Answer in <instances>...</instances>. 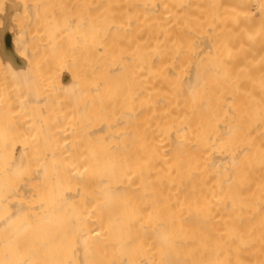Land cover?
Listing matches in <instances>:
<instances>
[{
	"label": "bare ground",
	"instance_id": "obj_1",
	"mask_svg": "<svg viewBox=\"0 0 264 264\" xmlns=\"http://www.w3.org/2000/svg\"><path fill=\"white\" fill-rule=\"evenodd\" d=\"M55 1L0 0V259H264L258 0Z\"/></svg>",
	"mask_w": 264,
	"mask_h": 264
},
{
	"label": "rangeland",
	"instance_id": "obj_2",
	"mask_svg": "<svg viewBox=\"0 0 264 264\" xmlns=\"http://www.w3.org/2000/svg\"><path fill=\"white\" fill-rule=\"evenodd\" d=\"M11 1H13V2H17V3H15V6H12V5H11V4H12ZM19 1H20L21 3H20ZM28 1H29V0H28ZM28 1H27V0H26V1H25V0H24V1H22V0H10V1L7 0V4H6L7 7H8V6H10V8L12 7L11 13H12V14L14 13L13 15H14V16H17V19H16L17 21L15 20V25H16V26H17V24H19V23H20V26L24 25V24L21 25L22 21L19 22L20 20H24V19H20V20H18V19L20 18V17L18 18V15H19L18 12L20 11V12H21L20 15L22 16V12H23V10L25 9V8L22 9V8H23V4H24V3L27 4ZM44 1H45V0H44ZM52 1H53V0H52ZM52 1L49 0V2H52ZM54 1H55V0H54ZM60 1L62 2L63 0H60ZM65 1H66V3L69 2V0H65ZM67 1H68V2H67ZM18 2H19V3H18ZM23 2H24V3H23ZM55 2H56V1H55ZM9 3H11V4L9 5ZM43 3H44V2H43ZM43 3H42V4H43ZM45 3H48V1L45 2ZM45 3H44V4H45ZM66 3H64V1H63V5L66 4ZM13 4H14V3H13ZM42 4H41V5L39 4V6L41 7ZM50 4H53V2L50 3ZM50 4H49V6L44 7V8H48V9H49L48 13H49V12H51V10H52V11L54 10V7H55V8L57 7V9H58L59 11L56 10V9L53 11V12L56 11L55 13H57V14L54 13L55 16H56V19L59 18V17H62L63 19H65V14L63 15V13H65V12H63V13L61 12V10L64 9V8L66 9V16H67V14L69 15V8H68V7H69V4H67L66 6L64 5V7H61V8H60L59 5L62 6V3L60 4V2H57V4H59L58 6L54 3V4L56 5V6L53 5L54 7H53L52 5H50ZM18 5H19V6H18ZM20 5H21V6H20ZM46 5H47V4H45L44 6H46ZM17 6H18V7H17ZM13 7H14V8H13ZM16 7H17V10H16ZM42 7H43V6H42ZM50 7H53V8H50ZM58 7H59V8H58ZM66 7H67V8H66ZM18 8H19V9H18ZM44 8L42 9L41 12H43V10H44V13H46L48 9L45 11ZM39 9H40V8H39ZM14 11H18L17 14H16ZM24 11H25V10H24ZM57 11H58V12H57ZM62 11H65V10H62ZM20 12H19V13H20ZM53 12L50 13L51 15H50V14H48V15H50V16L54 15ZM59 12H61L62 14H61V13H60V14L63 15V16H59ZM67 12H68V13H67ZM15 14H16V15H15ZM23 14H24V12H23ZM25 14H26V13H25ZM41 14H42V13H41ZM46 14H47V13H46ZM46 14H45V15H46ZM48 15H46V18L48 17ZM14 16H13V17H14ZM23 16L25 17V15H23ZM50 16H49V18H51V19H52L53 17L55 18V16H53V17H50ZM57 16H59V17H57ZM44 17H45V16H44V14H43V18L41 17L42 19H44L43 21H45V18H44ZM67 17L69 18V16H67ZM14 18H15V17H14ZM49 18H48V19H49ZM54 18H53V20H52V23L49 21V23H51L50 25H52L53 23H57V22H59V21L61 22V23L59 22L60 24H63V21H64V20H63V21L60 20V19H62V18H60L59 20L57 19L58 21H57L56 19H54ZM26 19H27V18H26ZM48 19H46L47 21H45V22H47V24H49V23H48ZM49 20H50V19H49ZM65 20H66V19H65ZM13 21H14V19H13ZM24 21H26V20H24ZM24 21H23V23H24ZM56 21H57V22H56ZM64 22L66 23V21H64ZM25 24H26V23H25ZM50 25H49V26H50ZM56 25H59V24H55V26H56ZM66 25H67V24H66ZM13 26H14V25H13ZM47 26H48V25H47ZM55 26H54V27H55ZM59 26H60V25H59ZM51 27H53V26H51ZM65 27H66V26H65ZM16 28H17V27H16ZM19 28H20V27H19ZM19 28H17V29H19ZM14 29H15V27H14ZM56 29H58V28L56 27ZM59 29H60V27H59ZM59 29H58V31H59ZM62 29H63V26H62ZM65 30H67V32L64 33V34H69V33H68L69 30H68L67 28H65ZM15 31H17V30H15ZM63 31H64V30H63ZM63 31H62V33H63ZM59 33H60V32H59ZM62 33H61V34H62ZM63 36H64V35H63ZM68 38H69V35H67V39H68ZM67 39H66V37H65L64 41L68 43V40H69V39H68V40H67ZM66 40H67V41H66ZM63 43H64V42H63ZM68 44H69V43H68ZM68 44H65V47H69ZM63 45H64V44H63ZM66 45H68V46H66ZM64 49H65V48H64ZM67 49H68V48H66V51H67ZM67 52H69V51H67ZM67 52H65V53H67ZM68 54H69V53H67L66 55L68 56ZM68 58H69V56H68ZM68 64H69V63H68ZM1 67H2V64H1L0 68H1ZM3 67H5V66H3ZM3 69H4V68H3ZM3 69H0V71L2 70V71H1L2 75H3V74H5V75L7 74V77H9L8 75H9L10 73H8V71H6V70H7L6 67H5L4 70H3ZM3 71H5L6 73H4ZM1 73H0V75H1ZM2 75H1V76H2ZM5 75H4V76H5ZM7 77H5V78H7ZM0 79H2V78H0ZM12 80H14V79H12ZM12 80H11V81H12ZM15 80H16V78H15ZM17 80H18V79H17ZM0 81H1V82H2V81L4 82V80H0ZM5 81H6V79H5ZM7 81H8V80H7ZM9 82H10V81H9ZM9 82H8V83H9ZM8 83L6 82L5 85L8 84ZM15 83H16V82H15ZM15 83H13L12 85H7V86H9V87L11 86L10 89L14 87L15 90H18V89H19L18 86H20V84L17 85V87H18V89H17V88L15 87V85H16ZM17 83H19V82L17 81ZM0 85H1V83H0ZM3 85H4V84H3ZM3 85H1V86L3 87ZM5 85H4V86H5ZM1 86H0V88H2ZM12 86H13V87H12ZM20 87H21V86H20ZM4 88H5V87H4ZM10 89H8V90H6V91H10V92H12L13 89H12V90H10ZM6 91L4 90V92H6ZM13 91H14V90H13ZM20 91H21V89H20ZM2 92H3V91H2ZM10 92H9V94H10ZM15 92H16V91H15ZM17 93H18V92H17ZM17 93H16V94H17ZM21 93L23 94V92H21ZM5 94L7 95L8 93H5ZM5 94H4L3 96H5ZM10 95H11V94H10ZM12 95H14V94H12ZM17 95H20L19 97H21V94L18 93ZM17 95H16V96H17ZM14 96H15V95H14ZM7 97H8V96H7ZM12 97H13V96H12ZM2 98H3V97H2ZM4 98H6V97H4ZM4 98H3V99H4ZM15 98H16V97H15ZM17 98H18V96H17ZM7 100H8V99L6 98V102H7ZM14 100H15V99H14ZM14 100L11 98V101L9 100L10 102L7 103L6 105H7V106H8L9 104L11 105L13 102H14L13 104H15V101H14ZM21 100H22V99H21ZM1 101H2V99H1ZM12 101H13V102H12ZM3 102H5V99L3 100ZM3 102H2V103H3ZM18 103H19V102H18ZM18 103H17V104H18ZM19 104H21V103H19ZM0 105H1V103H0ZM3 105H4V104H3ZM10 105H9V106H10ZM12 106H13V105H12ZM15 106H18V105H15ZM15 106H14L13 108H15ZM0 107H1V106H0ZM3 108H4V107H3ZM3 108H2V109H3ZM8 108H9V107H8ZM17 108H20V107L18 106V107H16L15 109L17 110ZM5 109H6V107H5ZM15 109H13V110H15ZM0 110H1V109H0ZM10 110H11V109H10ZM5 114H6V113L3 111V114H0V116H1V115H5ZM6 115H7V114H6ZM6 115H5L4 117H7ZM0 118H2V117H0ZM1 123H2V122H1Z\"/></svg>",
	"mask_w": 264,
	"mask_h": 264
},
{
	"label": "snow or ice",
	"instance_id": "obj_3",
	"mask_svg": "<svg viewBox=\"0 0 264 264\" xmlns=\"http://www.w3.org/2000/svg\"><path fill=\"white\" fill-rule=\"evenodd\" d=\"M257 8L259 9L260 13H261V23H260V27H259V34H264V0H258V4H257ZM249 39H254L256 33H252L250 32L249 34ZM232 138V131L228 130L227 132V139L231 140ZM229 183H231V181H229ZM231 240L233 243L237 244V249H239V247L243 246L246 242L243 238L242 235H233L231 237ZM129 244L128 247L129 249H132L134 247L135 241L131 240V226H129ZM229 252H231V244H229ZM170 253H168L167 251L164 250L163 247V242L161 244V260L158 262V264H179L178 261H174L171 260L169 258ZM0 264H19L18 261L13 262V261H9L7 259H0ZM25 264H30V262H25ZM208 264H250V262H245L240 260L239 258L236 259L235 262H233V260L228 259L225 261H220V260H216V261H210L208 262ZM257 264H264V259L260 260L259 262H257Z\"/></svg>",
	"mask_w": 264,
	"mask_h": 264
}]
</instances>
